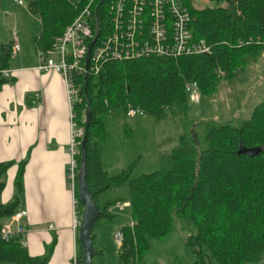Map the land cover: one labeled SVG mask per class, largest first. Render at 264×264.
Listing matches in <instances>:
<instances>
[{
    "label": "trees",
    "instance_id": "trees-1",
    "mask_svg": "<svg viewBox=\"0 0 264 264\" xmlns=\"http://www.w3.org/2000/svg\"><path fill=\"white\" fill-rule=\"evenodd\" d=\"M91 1L27 0L29 11L41 20L35 37L37 49H50L55 38ZM112 1H93L100 25L110 20ZM199 1L202 0L184 3L191 13L193 39L206 42L211 47L209 53L177 60L151 56L107 61L95 75L74 74L83 98L76 103L74 113L76 123L85 128L87 135V181L102 211L95 225L114 220L115 213L110 209L122 201L115 198L104 203L101 195L130 182L134 225L120 228L124 242L117 264H139L150 251L152 239L165 238L177 223L183 231H190L186 246L195 255L191 264H256L264 257V151L254 156L239 152L241 148H264V99L250 118L238 125L223 120L197 123L190 133L180 137L177 147L162 155L159 170L131 179L132 167L116 175H109L103 167L105 117L113 109L122 108L127 113L131 104L157 121L187 116L193 102L186 91V81L199 82L203 101L218 90L220 70L227 79H233L264 53V0H210L217 5L197 7ZM222 2L226 5H220ZM13 43L14 40L2 45L0 91L15 80L2 72L10 68ZM81 156L82 150L79 168ZM15 164L0 162V264H49L55 242L45 255L31 256L22 235L8 240L2 235L4 225L20 210L25 193L27 159L18 163L12 200H1L7 172ZM78 193L77 184L75 195L80 201ZM81 206L83 212L82 203ZM78 245L81 264L83 248L79 238Z\"/></svg>",
    "mask_w": 264,
    "mask_h": 264
},
{
    "label": "crops",
    "instance_id": "crops-1",
    "mask_svg": "<svg viewBox=\"0 0 264 264\" xmlns=\"http://www.w3.org/2000/svg\"><path fill=\"white\" fill-rule=\"evenodd\" d=\"M7 9L10 14L11 6L5 8V13ZM3 43L0 42L1 47ZM40 64L37 47L36 53L22 54L21 45V51L13 53L10 62L15 80L0 91V162H16L7 172L1 200L3 203L12 200L18 163L27 159L25 193L20 204V210L27 211L21 220L28 228L26 247L31 256H43L55 242L49 264H76L82 206L67 179L68 146L73 132L68 86L61 74L42 71ZM102 161L105 171L113 175L105 167L103 156ZM102 196V202L109 200ZM75 199L79 201L77 206ZM114 207L110 209L112 213ZM118 217L115 213L114 220L95 225L94 264H106L109 253L116 251L119 259L114 235L127 224L120 222L104 230L108 224H115ZM75 219L79 221L76 227ZM256 264H264V257Z\"/></svg>",
    "mask_w": 264,
    "mask_h": 264
},
{
    "label": "rangeland",
    "instance_id": "rangeland-1",
    "mask_svg": "<svg viewBox=\"0 0 264 264\" xmlns=\"http://www.w3.org/2000/svg\"><path fill=\"white\" fill-rule=\"evenodd\" d=\"M216 5L210 0L196 3L197 7ZM9 6L10 14L8 9L5 13V8ZM39 19V16L29 12L27 0L24 5H18L13 0H0V42L6 44L16 39L22 45V54L36 53L35 37L41 29ZM220 77L216 93L199 103H191L187 116L180 114L157 121L147 114L132 118L122 108L113 109L105 117L106 139L101 149L105 167L113 175L132 167L131 179L137 178L159 170L163 164L162 155L177 147L180 137L190 133L197 123L223 120L238 125L250 118L254 108L264 99V53L252 59L237 77ZM116 197L122 202L130 200V182L109 189L103 193L102 199ZM124 208L114 207L119 217L115 224H108L104 230L116 227L120 222L122 225L132 223L131 209ZM188 233L190 231H183L182 225L177 223L165 238L152 239L150 251L139 264H191L195 255L186 246ZM107 244L110 243L107 241ZM117 253H109L106 264H116Z\"/></svg>",
    "mask_w": 264,
    "mask_h": 264
},
{
    "label": "built area",
    "instance_id": "built-area-1",
    "mask_svg": "<svg viewBox=\"0 0 264 264\" xmlns=\"http://www.w3.org/2000/svg\"><path fill=\"white\" fill-rule=\"evenodd\" d=\"M15 1L19 5L25 4V0ZM93 1L55 38L50 49H38L41 59L39 69L61 74L68 86L73 132L68 146L67 179L74 191L79 178L80 146L85 135V128L75 121L74 107L83 98L81 85L75 82L74 74L98 73L107 61H131L151 56L177 60L206 54L211 50L206 42L193 39L191 15L182 0H113L108 11L110 20L103 23L104 34L95 41L96 16L92 8ZM90 49L92 52L88 65L86 59ZM20 51L21 45L14 39L12 53ZM2 72L4 76L11 77L10 68L3 69ZM224 75L220 70L219 76ZM185 88L191 102L201 101L202 90L198 81H186ZM127 114L137 117L145 115V112L129 104ZM78 202L75 199V206ZM116 205L124 208L130 206V202H117ZM26 214V210H19L4 225L2 235L5 239L22 235V242L26 245L28 228L21 223ZM74 222L75 227L78 226L79 221L75 219ZM131 224L134 225V222ZM114 240L120 249L124 242L122 229L116 231ZM75 259L76 264H79L77 256Z\"/></svg>",
    "mask_w": 264,
    "mask_h": 264
},
{
    "label": "water",
    "instance_id": "water-1",
    "mask_svg": "<svg viewBox=\"0 0 264 264\" xmlns=\"http://www.w3.org/2000/svg\"><path fill=\"white\" fill-rule=\"evenodd\" d=\"M99 36V29L97 30V36L95 41ZM94 41V42H95ZM91 53V49L88 55ZM87 122H89L91 117V108L88 107L86 111ZM86 143L87 135L85 134L82 143L81 150L82 156L80 161L79 178H78V191L79 199L83 205V213L81 218V223L79 226V242L83 248V258L81 264H94V257L97 253L96 244L93 239V229L97 220L101 215V207L95 201L92 191L89 188L87 181V154H86ZM264 151L263 147H253V148H241L240 153H245L250 156L257 155Z\"/></svg>",
    "mask_w": 264,
    "mask_h": 264
},
{
    "label": "bare ground",
    "instance_id": "bare-ground-1",
    "mask_svg": "<svg viewBox=\"0 0 264 264\" xmlns=\"http://www.w3.org/2000/svg\"><path fill=\"white\" fill-rule=\"evenodd\" d=\"M183 2H184V0H182ZM185 4V3H184ZM186 6V5H185ZM188 8V7H187ZM189 9V8H188ZM94 12H95V16H96V18H95V21H96V36H97V30L99 29V36L101 35V30H102V28H101V26L103 27V23L100 25L99 23V20H98V16H97V8L94 10ZM189 12H190V10H189ZM190 15H191V13H190ZM72 23V22H71ZM70 23V24H71ZM104 30V29H103ZM105 31V30H104ZM192 31V30H191ZM98 36V37H99ZM91 52H92V50H91ZM90 57H91V53L88 55V57H87V59H86V61H87V64L89 65V63H90ZM99 73V72H98ZM79 74V73H78ZM87 74H97V73H87ZM87 74H84V75H87Z\"/></svg>",
    "mask_w": 264,
    "mask_h": 264
}]
</instances>
